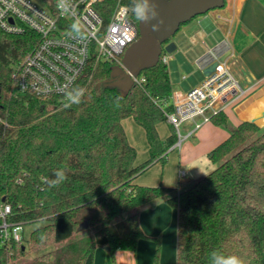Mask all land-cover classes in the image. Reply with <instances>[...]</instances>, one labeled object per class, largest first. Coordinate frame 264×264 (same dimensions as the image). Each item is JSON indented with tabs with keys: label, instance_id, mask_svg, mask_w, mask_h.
<instances>
[{
	"label": "trees",
	"instance_id": "16d2710c",
	"mask_svg": "<svg viewBox=\"0 0 264 264\" xmlns=\"http://www.w3.org/2000/svg\"><path fill=\"white\" fill-rule=\"evenodd\" d=\"M116 1H107V11ZM122 2L131 12L132 0ZM37 41L31 31L0 30V204L10 206L9 222L39 224L19 244L0 238V264H94L96 248L111 256L134 251L144 237L137 212L157 199L178 210L176 264H212L214 252L264 264V128L248 121L231 128L207 154L215 169L185 188L138 186L135 179L164 164L176 141L174 132L162 141L156 131L172 111L165 52L126 97L108 86L113 66L99 64L61 105L13 92L11 67ZM126 118L145 132L149 156L140 165L121 125ZM210 122L229 128L222 112ZM58 171L66 179L53 184ZM28 250L39 254L26 260Z\"/></svg>",
	"mask_w": 264,
	"mask_h": 264
},
{
	"label": "built area",
	"instance_id": "2783aa9c",
	"mask_svg": "<svg viewBox=\"0 0 264 264\" xmlns=\"http://www.w3.org/2000/svg\"><path fill=\"white\" fill-rule=\"evenodd\" d=\"M108 0H0V30L12 35L33 32L37 44L18 66L11 67L10 78L16 95L38 99L55 98L61 105L73 100L77 83L99 64L122 68L125 51L138 39L137 25L129 7L117 0L107 11ZM132 27L129 28L128 25ZM169 54L161 62L166 65ZM232 56L227 40L222 41L197 62L214 70L196 87L183 95H171L164 122L173 129L176 141L167 152L179 151L213 116L236 107L251 88L243 86L229 67ZM131 79L136 86L145 80ZM192 128L183 133V126ZM6 126V124H5ZM178 179L186 177L179 169ZM11 208L0 204V238L3 243H21L23 226L9 222Z\"/></svg>",
	"mask_w": 264,
	"mask_h": 264
},
{
	"label": "crops",
	"instance_id": "0c3cea01",
	"mask_svg": "<svg viewBox=\"0 0 264 264\" xmlns=\"http://www.w3.org/2000/svg\"><path fill=\"white\" fill-rule=\"evenodd\" d=\"M173 40L175 50L168 55L167 61L172 63L168 70L171 95L188 92L189 87L183 88L182 81L190 75L189 69L195 67L203 72L198 60L224 40L228 41L232 52L229 59L231 71L243 86L251 90L241 103L224 113L229 128L211 122L204 124L193 138L182 144L176 162H170L158 172L151 171L155 165L161 164L155 163L135 179V184L142 187L185 188L205 173L207 154L229 136L231 128L251 120H256L255 124L264 128V0H226L221 10L195 18ZM170 72L179 73L181 82L174 84ZM201 82L199 79L194 86ZM121 125L128 143L136 150V157L140 148L147 149L145 162L149 154L144 130L132 118L122 120ZM159 125H156L158 137L165 141L173 129L167 124L168 132L165 134L164 131V135L162 130L159 131ZM191 128V124L184 125L183 133ZM171 152H166V161ZM135 165L140 164L135 160ZM179 169L186 172L185 178L178 179ZM177 217V208L169 206L165 199L144 205L137 212V223L144 237L137 241L135 250H118L111 256L103 248H96L94 264H109V259L110 264H176Z\"/></svg>",
	"mask_w": 264,
	"mask_h": 264
},
{
	"label": "water",
	"instance_id": "95a60500",
	"mask_svg": "<svg viewBox=\"0 0 264 264\" xmlns=\"http://www.w3.org/2000/svg\"><path fill=\"white\" fill-rule=\"evenodd\" d=\"M225 1L157 0L160 15L152 23L163 21L159 31L153 32L150 25L138 22V39L125 51L121 62L122 68L112 67L111 77L115 81L108 86L118 88L122 96L126 97L134 86L131 76L138 77L143 71L154 68L159 63L162 50L166 54H171L175 50V45L170 39L176 35L182 25L210 11L222 9ZM215 66L214 63L206 68L203 71L204 76H208ZM262 117L264 118V114ZM250 122L256 123V120ZM103 249L109 250L108 247Z\"/></svg>",
	"mask_w": 264,
	"mask_h": 264
},
{
	"label": "rangeland",
	"instance_id": "374dc122",
	"mask_svg": "<svg viewBox=\"0 0 264 264\" xmlns=\"http://www.w3.org/2000/svg\"><path fill=\"white\" fill-rule=\"evenodd\" d=\"M217 10H221V9H217ZM216 11V10H214ZM176 41V40H175ZM172 43L175 45V42L174 40L172 39ZM172 67V63L171 62H168L167 63V69L170 70ZM190 70V75L186 77V80L185 81H182L183 82V88H188L189 87V90L190 91L191 89H193L195 86V82H197L199 79H201V81L204 80L205 76L203 74L202 71H199L197 70L195 67H191ZM180 76L179 73L177 72H170V77L172 78L173 80V83H179L181 82V79H180ZM162 130L163 134H164V131H165V134H167L168 132V127H167V123L166 122H163V123H160L159 125V131ZM164 134V135H165ZM144 149V148H143ZM143 149H139L137 151V157H136V162L141 164L146 158H147V149L144 151ZM143 150V151H142ZM177 154H178V151L177 150H174L173 152L169 153L168 154V158H167V161L161 165V164H157L155 165L151 171H157L159 169H163V168H166L168 166V164L171 162L172 164L174 163V161L176 162L177 160ZM176 159V160H175ZM206 167L207 169H205V173L199 178H204L205 176H207L210 172H212L214 169H215V166L212 165L208 160H206ZM37 226H39V224H30V225H26L24 228H23V231H24V236L25 238H27L28 234L34 229L36 228ZM90 233V232H89ZM55 248V246H52L50 247L48 250H53ZM39 253H34V252H31L28 250L27 254H26V257L25 259L26 260H30V259H33L35 258L36 256H38ZM111 263V259H109V264Z\"/></svg>",
	"mask_w": 264,
	"mask_h": 264
},
{
	"label": "clouds",
	"instance_id": "9594fccd",
	"mask_svg": "<svg viewBox=\"0 0 264 264\" xmlns=\"http://www.w3.org/2000/svg\"><path fill=\"white\" fill-rule=\"evenodd\" d=\"M131 13L139 23L150 25L153 32L159 31L160 24L163 23L162 20L158 23H152V21L157 20L160 15L157 0H132ZM128 27L131 28L132 25L129 24ZM80 94H83L82 91ZM65 179L64 172L58 171L56 173V180L53 181V184H58ZM212 264H244V261L235 255L225 257L214 252L212 254Z\"/></svg>",
	"mask_w": 264,
	"mask_h": 264
},
{
	"label": "flooded vegetation",
	"instance_id": "af4514ba",
	"mask_svg": "<svg viewBox=\"0 0 264 264\" xmlns=\"http://www.w3.org/2000/svg\"><path fill=\"white\" fill-rule=\"evenodd\" d=\"M134 22H135L136 25L138 24V21H135V20H134Z\"/></svg>",
	"mask_w": 264,
	"mask_h": 264
}]
</instances>
